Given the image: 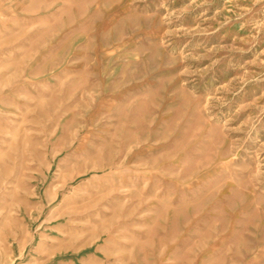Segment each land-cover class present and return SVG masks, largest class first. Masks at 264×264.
Instances as JSON below:
<instances>
[{"label": "rangeland", "instance_id": "1", "mask_svg": "<svg viewBox=\"0 0 264 264\" xmlns=\"http://www.w3.org/2000/svg\"><path fill=\"white\" fill-rule=\"evenodd\" d=\"M0 264H264V0H0Z\"/></svg>", "mask_w": 264, "mask_h": 264}]
</instances>
